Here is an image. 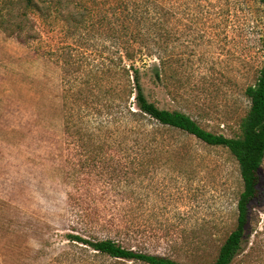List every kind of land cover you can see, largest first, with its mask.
Returning a JSON list of instances; mask_svg holds the SVG:
<instances>
[{"label": "rangeland", "instance_id": "374dc122", "mask_svg": "<svg viewBox=\"0 0 264 264\" xmlns=\"http://www.w3.org/2000/svg\"><path fill=\"white\" fill-rule=\"evenodd\" d=\"M101 1L74 0L71 7L82 13L96 6L101 14ZM173 2L172 76L166 83L143 77L144 92L158 107L181 110L207 130L239 135L250 103L244 89L263 60L264 9L253 21L239 22L230 12L226 23L207 28L195 23L206 15L202 0H184L185 8ZM97 17L89 23L86 16L84 28L73 32L59 23L29 44L0 30V264H145L96 254L65 235L77 231L187 264H212L235 227L242 190L237 162L226 148L146 115L129 116L130 123L153 131L148 142L159 149L127 170L122 164L130 160L122 152L84 164L67 137L74 120L102 136L109 129L122 135L120 75L113 92L95 97L85 84L77 96L62 49L48 51L71 42L88 45L91 60L110 54ZM128 104L135 107L132 97ZM258 175L245 239L230 264H264V160ZM120 227L130 230L119 236Z\"/></svg>", "mask_w": 264, "mask_h": 264}, {"label": "trees", "instance_id": "16d2710c", "mask_svg": "<svg viewBox=\"0 0 264 264\" xmlns=\"http://www.w3.org/2000/svg\"><path fill=\"white\" fill-rule=\"evenodd\" d=\"M73 1L0 0V30L7 37L22 44H29L40 39L43 32L57 30L56 25L59 23H62L65 32H73L84 28L87 24L86 16L89 23L93 15L104 21L110 54L99 57V61L89 59L87 54L94 51L85 43L69 42L55 49L49 48L48 51L54 53L62 49L61 53L66 56L65 63L73 72L72 80L77 87V96L83 94L85 84L93 96L109 90L113 92L115 77L120 75L123 82L122 98L125 101L121 109L122 135L121 132L117 135L116 130L109 129V135L102 136L98 129L87 130L74 120L72 127L75 129L70 130L67 127V137L84 155V164L95 156L111 158L109 155L122 152L123 158L130 160L122 164L127 170L129 163H135L138 157H150L158 148L148 142L149 134H153V131L130 123L129 116L146 115L159 125L180 129L205 144L226 148L237 162L242 190L236 203L235 227L220 245L212 264H230L245 239L250 203L259 192L258 173L264 160V51L262 65L254 83L244 89L250 103L240 120V134L225 136L203 128L181 110L158 107L144 92L143 77L148 76L152 80L166 83L172 76L170 72L174 68L173 60L177 55L170 53L168 43L171 38L170 14L175 5L173 0H103L101 2L104 8L101 14L96 6L81 13L75 6L71 7ZM84 1L77 0L81 5ZM183 1L179 0L177 5L185 8ZM202 1L201 12L206 15L195 23L207 28L214 26L217 20L222 24L226 23L227 14L230 12L239 22L241 19L253 21L256 18L255 11L264 9V0ZM245 10H248V15ZM177 57H180V54ZM130 97L134 100V108L128 104ZM75 103H78V97ZM120 228L117 230L119 236L124 232L123 235L127 234L130 230L129 227ZM65 235L70 241L81 243L94 253L109 256L119 262L187 264L163 255L135 250L113 237L90 236L78 231Z\"/></svg>", "mask_w": 264, "mask_h": 264}]
</instances>
